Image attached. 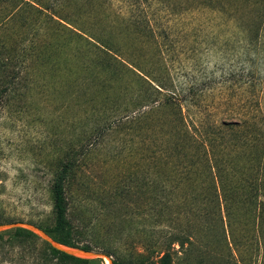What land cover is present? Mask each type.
Segmentation results:
<instances>
[{
  "label": "trees",
  "instance_id": "trees-1",
  "mask_svg": "<svg viewBox=\"0 0 264 264\" xmlns=\"http://www.w3.org/2000/svg\"><path fill=\"white\" fill-rule=\"evenodd\" d=\"M129 1L132 12L109 16L94 8L92 0H22L15 11V21L31 29L48 20L58 28L56 47L44 43L38 49L47 65L62 58L55 68H64L63 75L70 73L67 85L77 110L76 145L64 151L50 186L54 224H32L60 244L110 256L113 264H174L177 254L181 261L195 259L196 264H245L243 254L251 245L264 246L262 78L252 75L235 93L225 88L223 102L211 109L190 101L189 85L171 72L170 34L157 24L153 5L170 17L191 8L214 10L234 22L244 44L254 50L248 59L254 63L264 56V0H244L258 8V21L216 0ZM24 50L14 46L15 66L24 59ZM7 90L0 89V103ZM118 133L131 141L139 137L145 167L140 178L129 173L117 179L108 188L109 202L116 204L137 190L140 218L134 221L125 215L135 229L110 232L105 240L92 232L96 219L99 225L105 219L96 216L87 224L70 216V184L85 158ZM134 178L140 180L137 189L131 183ZM104 209L93 214L80 211L100 215ZM35 237L24 227L0 231V264H27L26 254L32 264L94 260L49 243L38 248Z\"/></svg>",
  "mask_w": 264,
  "mask_h": 264
},
{
  "label": "rangeland",
  "instance_id": "rangeland-1",
  "mask_svg": "<svg viewBox=\"0 0 264 264\" xmlns=\"http://www.w3.org/2000/svg\"><path fill=\"white\" fill-rule=\"evenodd\" d=\"M20 1L0 0V89H8L0 103V223L31 222L51 227L54 217L50 186L64 151L76 145L77 110L70 94L71 87L67 85L70 73L66 71L63 75L64 68H55L58 63L59 66L62 64V58L54 62L57 64L47 65L38 49L44 43L56 47L60 41L58 28L50 20L36 30L23 25L21 20L15 21ZM216 1L229 10L236 9L250 20L258 21L260 17L258 8L244 0ZM91 5L106 11L108 16L110 12H132L129 0H92ZM158 7L153 5L156 22L163 24L170 34L168 59L172 62L171 72L176 80L189 85L190 101L211 109L223 102L225 88L233 89L235 93L237 86L242 84L244 88L252 75L255 79L262 78L264 90V56L254 63L248 60L249 55L254 56V50L244 44L233 21L211 9L191 8L184 15L170 17ZM14 46L26 49L24 59L16 66L12 56ZM237 100L236 96L232 97V101ZM261 102L264 103V95ZM219 115L226 117L224 112ZM128 137L124 133L111 135L90 153L89 158H85L71 179L70 216L84 219L87 224L96 216L105 219L102 225L96 219L92 230L105 240V235L110 232L135 229L129 219H124L125 215L134 221L140 218L137 190L116 200V204L109 202L112 195L108 188L117 179L129 173L137 178L143 175L145 166L141 164L140 139L136 136L131 141ZM137 178L131 182L133 189H137L140 182ZM80 203L82 207L78 208ZM101 206L105 209L100 215H86V212L82 215L80 211L87 209L93 214ZM35 235L33 241L38 248L48 246ZM258 239L261 238L258 236ZM256 247L251 245L243 254L245 264L264 263V246ZM18 249L15 246V250ZM178 255L174 256V264H196L195 259L183 262ZM26 257L27 264H32V258L28 254ZM93 259L80 263H57L54 259L46 264H109L112 257Z\"/></svg>",
  "mask_w": 264,
  "mask_h": 264
},
{
  "label": "water",
  "instance_id": "water-1",
  "mask_svg": "<svg viewBox=\"0 0 264 264\" xmlns=\"http://www.w3.org/2000/svg\"><path fill=\"white\" fill-rule=\"evenodd\" d=\"M14 227H24L31 231H33L35 234H37L40 238H42L44 241L49 243L52 247L61 250L67 254L82 257V258H95V257H107V255L97 252V251H88L82 248H72L69 246H65L63 244H60L55 239H53L48 233H46L42 228L38 227L37 225H34L32 223L28 222H12V223H2L0 224V231L5 229H10ZM109 264H113L112 260H110Z\"/></svg>",
  "mask_w": 264,
  "mask_h": 264
}]
</instances>
